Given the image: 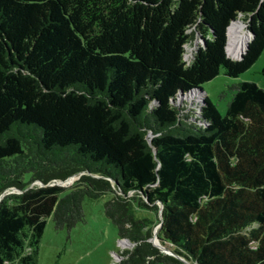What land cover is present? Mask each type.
<instances>
[{"label": "trees", "instance_id": "obj_1", "mask_svg": "<svg viewBox=\"0 0 264 264\" xmlns=\"http://www.w3.org/2000/svg\"><path fill=\"white\" fill-rule=\"evenodd\" d=\"M236 19L252 36L232 59ZM263 48L264 0H0V264H37L45 218L71 228L104 194L134 244L117 264H264L263 88L178 107Z\"/></svg>", "mask_w": 264, "mask_h": 264}, {"label": "rangeland", "instance_id": "obj_2", "mask_svg": "<svg viewBox=\"0 0 264 264\" xmlns=\"http://www.w3.org/2000/svg\"><path fill=\"white\" fill-rule=\"evenodd\" d=\"M239 22L242 26L241 31L248 34L245 23ZM249 39L250 36H248L247 42ZM200 44H202V40L194 36L185 45V61L188 62L192 58L193 53ZM245 49L244 47L238 54L237 49H233L232 46L229 47L228 29V56L232 59H238ZM263 65L264 48L256 61L236 77L226 76L223 69H220V72L214 78L201 84V88L205 93H200L194 97H186L178 102V107L181 109L180 114L198 117L199 113L194 103L196 100H202L205 94L215 104L219 112L224 114L227 100L230 97L229 85L249 80L255 82L264 90V76L261 73ZM223 91H226V95L221 96ZM25 178L27 179V175ZM74 179H76V176L69 178V181L63 183V185L71 184ZM109 197L110 194H104L94 200H85L83 203L84 219L71 228L55 229L52 217H46L44 231L38 245L37 264H117L123 258V252L131 249L134 244L129 240L120 241L116 226L105 215L103 204ZM135 214L137 217H148L155 220L153 213L147 209H138ZM157 227L158 224L156 223L152 231L151 241L154 243L156 242L154 239H158L155 236ZM158 243L169 250L171 248L170 244H162L159 239ZM154 264L164 263L157 262ZM189 264L194 263L189 262Z\"/></svg>", "mask_w": 264, "mask_h": 264}, {"label": "bare ground", "instance_id": "obj_3", "mask_svg": "<svg viewBox=\"0 0 264 264\" xmlns=\"http://www.w3.org/2000/svg\"><path fill=\"white\" fill-rule=\"evenodd\" d=\"M241 27L242 26L239 21H234L229 26V47L232 46L233 49H237L238 54L243 50L244 47H246L249 36V33L245 34L244 32L241 31L242 29ZM155 240H156L155 243L159 244L158 239H154V241Z\"/></svg>", "mask_w": 264, "mask_h": 264}, {"label": "water", "instance_id": "obj_4", "mask_svg": "<svg viewBox=\"0 0 264 264\" xmlns=\"http://www.w3.org/2000/svg\"><path fill=\"white\" fill-rule=\"evenodd\" d=\"M234 21H240V20L236 19V20H234ZM234 21H232V22H234ZM232 22H231V23H232ZM248 33H249V36L251 37V36H252V33L249 32V31H248ZM247 46H248V44H246V47H245V48H247ZM240 57H241V55H240ZM71 177H73V176H71ZM71 177H69V178H71ZM69 178H67V179H65V180H63V181L58 182V184L63 185V183H66V182L68 181ZM40 184H41V183H40ZM2 195H3V193L0 194V197H1ZM151 239H152V237H151ZM123 240H127V239H120V241H123ZM151 243H152L154 246L158 247L162 252L169 253V254H173L169 249L165 248L164 246L159 245V244H156V243H154L153 241H151ZM173 255H175V254H173ZM175 256L178 257L180 260H182L185 264H189V262L183 260V259L180 258L179 256H177V255H175Z\"/></svg>", "mask_w": 264, "mask_h": 264}, {"label": "built area", "instance_id": "obj_5", "mask_svg": "<svg viewBox=\"0 0 264 264\" xmlns=\"http://www.w3.org/2000/svg\"><path fill=\"white\" fill-rule=\"evenodd\" d=\"M227 45H228V42H227ZM226 50H227V46H226Z\"/></svg>", "mask_w": 264, "mask_h": 264}]
</instances>
